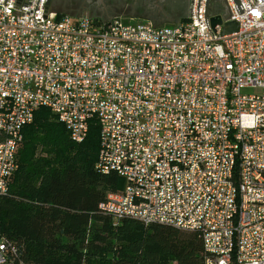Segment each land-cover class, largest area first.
Segmentation results:
<instances>
[{
  "label": "built area",
  "instance_id": "obj_1",
  "mask_svg": "<svg viewBox=\"0 0 264 264\" xmlns=\"http://www.w3.org/2000/svg\"><path fill=\"white\" fill-rule=\"evenodd\" d=\"M4 1L0 195L23 128L46 106L76 142L97 122L96 170L125 179L99 212L197 232L204 264H264V0H240L242 13L227 0L230 18L207 16L214 38L206 0L172 25ZM232 20L239 29L224 33ZM17 259L0 235V264Z\"/></svg>",
  "mask_w": 264,
  "mask_h": 264
},
{
  "label": "trees",
  "instance_id": "obj_2",
  "mask_svg": "<svg viewBox=\"0 0 264 264\" xmlns=\"http://www.w3.org/2000/svg\"><path fill=\"white\" fill-rule=\"evenodd\" d=\"M59 13V12H58ZM60 14V13H59ZM7 193L0 195V235L26 264H204L197 232L98 211L109 192L124 188L115 172L96 170L100 130L73 141L46 106L35 111Z\"/></svg>",
  "mask_w": 264,
  "mask_h": 264
},
{
  "label": "flooded vegetation",
  "instance_id": "obj_3",
  "mask_svg": "<svg viewBox=\"0 0 264 264\" xmlns=\"http://www.w3.org/2000/svg\"><path fill=\"white\" fill-rule=\"evenodd\" d=\"M95 1V0H93ZM105 2V10L103 13H94L98 16L104 18L102 21H108L112 18H122V19H144L154 22L156 25H165L166 23L173 21H181L183 17L186 16L188 10L189 0H181L182 5L179 7L178 11H171L167 4L173 2L175 7L177 0H124V6L119 10L113 9L114 4L117 0H101ZM212 8L215 11H224L225 0H210ZM109 5V6H107ZM75 7H63L58 4L54 5L57 12H68L73 16L87 15L90 16L92 13L80 10V8ZM110 7V8H108ZM178 9V8H177ZM63 14V13H62ZM176 24V23H175Z\"/></svg>",
  "mask_w": 264,
  "mask_h": 264
},
{
  "label": "rangeland",
  "instance_id": "obj_4",
  "mask_svg": "<svg viewBox=\"0 0 264 264\" xmlns=\"http://www.w3.org/2000/svg\"><path fill=\"white\" fill-rule=\"evenodd\" d=\"M102 3L105 5V2L102 1ZM172 3L173 2H170L167 4L168 8L171 11H178L179 7H181V5H182L181 0L176 1L177 7H175L174 4H172ZM55 4L63 6L64 8L77 6L76 8H80V10H85V11L91 12L92 14L90 15V17L92 19H100V20L104 19L101 16L94 14V13H103L105 10V6L102 7V9L100 7H98L99 5L97 3V0H95V1L90 0V2H88L87 0H52L51 5H50V9L57 11L56 8H54ZM107 6H109V5H107ZM123 6H124V0H117L113 6V9L119 10ZM108 8H110V7H108ZM62 13L63 14H69L68 12H62ZM69 15H72V14H69ZM78 16H81V15H78ZM133 20L135 22H141L144 19L135 18ZM175 23H177V21L169 22V23H166L165 25H172Z\"/></svg>",
  "mask_w": 264,
  "mask_h": 264
},
{
  "label": "water",
  "instance_id": "obj_5",
  "mask_svg": "<svg viewBox=\"0 0 264 264\" xmlns=\"http://www.w3.org/2000/svg\"><path fill=\"white\" fill-rule=\"evenodd\" d=\"M6 1L7 0L4 1L5 4H6ZM87 1L90 2V0H87ZM199 1L200 0H198L197 14H198V9H199ZM38 2H39V0L37 1V4H38ZM51 2H52V0H47L46 10H48L50 8ZM234 2H235V6H236L238 12L239 13L244 12V9H242L243 6H242L240 0H234ZM97 3L99 5L98 7H100L101 9H102V7H104V4L102 3L101 0H97ZM37 4H36V7H37ZM225 6L226 7H225L224 11L218 12V11H215L212 8L211 1L210 0H206L204 15H205V22H206V25H207L208 29H209L208 19H207L208 15H211V14H214V13H221V14H219L217 16L211 17V23H212L213 26L216 25V24H221L223 19L225 20L227 18H230V16L232 15V12L230 10V7H229V4H228L227 0H225ZM36 7H35V10H36ZM35 10H34V13H35ZM34 13H33V18H34ZM34 21H35V19H34ZM238 29H239V23L237 21H235V20L228 21V22L225 23L224 33H231V32L237 31ZM209 31H210V29H209ZM211 34H212V32H211ZM212 37H213V34H212Z\"/></svg>",
  "mask_w": 264,
  "mask_h": 264
},
{
  "label": "crops",
  "instance_id": "obj_6",
  "mask_svg": "<svg viewBox=\"0 0 264 264\" xmlns=\"http://www.w3.org/2000/svg\"><path fill=\"white\" fill-rule=\"evenodd\" d=\"M183 18H184V17H183ZM183 18H182V19H183Z\"/></svg>",
  "mask_w": 264,
  "mask_h": 264
}]
</instances>
